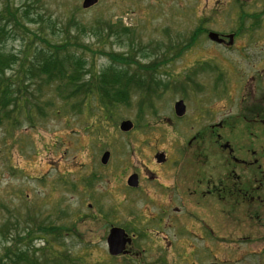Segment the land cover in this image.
Returning <instances> with one entry per match:
<instances>
[{"label":"rangeland","instance_id":"obj_1","mask_svg":"<svg viewBox=\"0 0 264 264\" xmlns=\"http://www.w3.org/2000/svg\"><path fill=\"white\" fill-rule=\"evenodd\" d=\"M8 1L16 6L23 2ZM39 1L35 6L38 12L51 17L58 26L69 16L82 24H91L96 19L113 21L122 18L125 25L132 26L135 45L141 48L131 51L135 55L134 60L139 64L159 63L156 64L155 76L171 84L165 93L152 101L153 109L146 108L142 120L138 117L137 121V100L133 99L130 108L115 115V118L119 117L114 120L115 125L102 122L98 108L92 109L91 114H88L87 107L77 111L72 107L74 100H65L67 94L64 91L58 93V81L42 86L41 78L31 79V76L29 80L23 76L20 78L21 83L28 86L30 106L21 112H12L10 103L0 109V115L4 109L10 123L0 124V254L3 245H11L12 241H17V235L25 234L26 227L52 224L70 229L68 236L60 239L64 248L54 244L58 264H98L104 257L103 235L106 231L101 226L99 211L108 222L115 220L116 207L122 205L124 197L121 179L115 178L113 173L125 171L128 162L137 165L141 160L147 164L156 148L172 152L186 144L195 135L191 131L199 130L195 126L204 113L218 111L220 115L217 118L220 119L231 109L233 97L242 93V84L240 87L238 84L243 79L248 82L250 72L246 60L236 50L226 45L217 47L207 40L206 35L198 34L195 44L189 49L184 48L200 25L217 31L228 28V16L218 15L215 21L203 22V17L211 13L215 0H99L86 10L81 8L82 0ZM1 3L5 0H0ZM226 8L227 5L225 11ZM50 32H47L48 35ZM63 39L65 36H61L57 43ZM84 42L93 45V39L86 38ZM117 47L112 44L105 49L125 52L127 44L124 43L122 50ZM96 48L100 50L103 47ZM9 49L13 50L11 52L21 50L20 40L12 42ZM143 56L146 58H141ZM106 63L104 58L96 60L98 67ZM180 99L184 101L187 113L182 120H176L179 118L173 114L172 106ZM89 100L85 99V102ZM135 117L139 128L126 134L118 130L120 121L129 119L134 123ZM213 117L214 114L205 116L203 124L207 125ZM168 120L172 128L177 125L173 128L177 133L167 127ZM180 131L185 133L182 135ZM212 147V144L205 145L204 151ZM104 151H110L111 157L109 163L102 167L99 159ZM185 154L186 157L170 161L175 164L179 183L182 184V178L189 181L181 192L178 185L170 190L183 200L186 207L183 223L201 225L220 238L228 236V224L220 221L217 225L209 215L198 209V206L207 204V199L201 197L202 188H198V178L194 175L197 152L193 150ZM222 157L219 153L218 158ZM92 172L101 174L99 178L103 180L85 194L81 188L72 192L55 182L57 175L71 173L76 179L79 175ZM130 172L128 169L126 174ZM173 193L168 194L173 197ZM144 196L142 194L141 198ZM88 204L91 207L88 208ZM127 211L131 213L132 208ZM174 222L177 233L184 234L179 225L181 220L177 222L174 219ZM38 237H31L34 250L44 246L43 240ZM51 251H44L45 254L40 253L39 256L36 253L38 264H57ZM65 254L68 261L63 258Z\"/></svg>","mask_w":264,"mask_h":264},{"label":"flooded vegetation","instance_id":"obj_2","mask_svg":"<svg viewBox=\"0 0 264 264\" xmlns=\"http://www.w3.org/2000/svg\"><path fill=\"white\" fill-rule=\"evenodd\" d=\"M212 4L211 13L203 17V22L215 21L218 15L230 18L228 28L207 30L218 33L221 41L214 43L217 47L226 45L246 60L249 81L244 82L243 79L238 84L239 87L242 84V93L233 97L231 109L220 119L217 118L220 115L218 111L204 113L195 126L199 130L191 131L195 135L186 144L172 152L156 148L147 164L141 160L137 165L128 162L125 171L113 173L115 178L121 179L124 197L122 205L116 207L117 217L113 221L105 220L97 206L101 226L106 230L103 235L104 257L98 264H264V0H215ZM198 28L203 36L208 33L201 25ZM137 47L135 45L131 50H139ZM158 79L164 83L161 78ZM163 93L155 96L159 98ZM213 114L212 120L207 125L203 124L202 119ZM184 117L175 119L182 120ZM176 126L173 125V128ZM167 127L177 133L169 120ZM136 128L139 126H133L132 130ZM209 144L214 148L204 151L205 145ZM193 150L197 152L194 160L197 186L202 188L201 197L207 199V204L198 206V209L209 215L217 225L220 221L228 224L229 234L226 237L215 236L212 230L195 223L184 224V202L170 191L178 185L181 192L189 182L187 178H182V184L179 183L175 164L170 161L186 157L185 153ZM107 152L108 162L103 165L99 160L102 167L110 161L111 152ZM219 153L223 156L221 159L218 158ZM128 169L131 172L126 174ZM99 176L102 177L92 172L74 179L71 173H65L57 175L55 182L72 192L81 188L85 194L103 180ZM132 176L134 184L128 182ZM170 192L173 197L168 194ZM142 194H145L143 198ZM128 208H132L131 213ZM94 218L97 219L96 215ZM174 219L177 222L181 220L179 225L184 234L177 233ZM114 228L119 230L120 236L113 241L119 247L112 255L108 237ZM32 230L37 231L34 236L38 235L44 245L51 246V256L58 264L54 244L64 248L60 239L68 236L70 229L35 224L32 228L26 227L25 232ZM63 258L68 261L66 254Z\"/></svg>","mask_w":264,"mask_h":264},{"label":"trees","instance_id":"obj_3","mask_svg":"<svg viewBox=\"0 0 264 264\" xmlns=\"http://www.w3.org/2000/svg\"><path fill=\"white\" fill-rule=\"evenodd\" d=\"M39 2L23 0L20 6H16L5 0L0 4V109L9 103L13 106L12 112H21L30 106L28 86L21 83V76L28 80L29 76L31 79L41 78L42 86L58 81V93L64 91L67 94L65 100H74L72 107L77 111L87 107L88 114L98 108L100 120L105 123L115 125L114 120L119 118L115 115L129 108L133 99L137 100L140 118L145 106L152 109V97L160 86L167 88V83L155 77L156 64L146 67L134 60L135 55L131 53L134 40L130 37L132 27L124 26L120 20L96 19L91 24H82L73 16L58 26L51 17L38 12L35 6ZM199 31L198 28L192 33L185 48L194 44ZM61 36L65 39L57 43ZM86 38L93 39V45L85 44ZM16 40H20L22 49L11 52L13 50L9 48ZM117 42H120V49L126 43L129 50L115 53L113 49H105ZM98 46L103 48L99 50ZM100 56L106 57L108 62L98 67L94 61ZM142 73L148 76H142ZM85 99H90L92 104L86 103ZM6 115L3 109L0 124L10 125ZM36 232L32 230L17 235V241H12L9 246L2 244L0 264H38L35 254L43 255L51 248L47 244L34 250L31 237Z\"/></svg>","mask_w":264,"mask_h":264},{"label":"water","instance_id":"obj_4","mask_svg":"<svg viewBox=\"0 0 264 264\" xmlns=\"http://www.w3.org/2000/svg\"><path fill=\"white\" fill-rule=\"evenodd\" d=\"M98 0H83L82 1V8L83 9H87L93 5H95L97 3ZM208 38L211 41L220 43V39H219V35L215 32H209L208 33ZM230 40L232 39L231 36H229ZM231 43V41H229V44ZM173 109H174V113L176 116H182L184 114V104L182 102V100H178L173 104ZM132 128V122L130 120H123L119 123V129L123 132H127ZM109 159V152L105 151L101 157H100V162L101 164H106L108 162ZM130 184H134L135 183V178L134 176L130 177L129 181ZM120 236V232L118 229H111L110 230V235L108 237V248H109V252L110 254L114 255L117 252V248L119 247V244L113 243V241H115V239H118V237Z\"/></svg>","mask_w":264,"mask_h":264}]
</instances>
